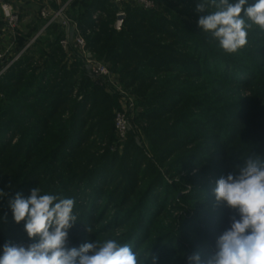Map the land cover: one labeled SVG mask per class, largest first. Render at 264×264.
Returning <instances> with one entry per match:
<instances>
[{"label":"trees","instance_id":"obj_1","mask_svg":"<svg viewBox=\"0 0 264 264\" xmlns=\"http://www.w3.org/2000/svg\"><path fill=\"white\" fill-rule=\"evenodd\" d=\"M155 1L126 5L120 29L110 0H70L67 9L89 52L137 97L147 146L129 131L121 153L120 94L67 60L63 28H44L39 16L17 33L21 54L0 76V255L6 243L38 241L10 207L34 188L74 199L68 247L114 239L145 264L206 257L230 226L234 213L214 189L249 153L264 155V31L253 26L246 46L225 53L198 26L201 0Z\"/></svg>","mask_w":264,"mask_h":264},{"label":"clouds","instance_id":"obj_2","mask_svg":"<svg viewBox=\"0 0 264 264\" xmlns=\"http://www.w3.org/2000/svg\"><path fill=\"white\" fill-rule=\"evenodd\" d=\"M247 3L201 0L196 6L197 12L207 13L199 17L198 26L225 53L246 46L253 26L264 31V0L245 7ZM244 161L237 171L220 177L214 189L216 202L234 213L230 226L216 238L206 257L193 254L189 264H264V155L251 152ZM74 204L73 198L40 194L39 188L32 189L27 198L16 193L10 201L14 220L17 224L26 221L28 237H38V241L27 246L6 243L0 264H145L130 245L114 239L68 247L69 230L77 220ZM152 259L156 264V258Z\"/></svg>","mask_w":264,"mask_h":264},{"label":"built area","instance_id":"obj_3","mask_svg":"<svg viewBox=\"0 0 264 264\" xmlns=\"http://www.w3.org/2000/svg\"><path fill=\"white\" fill-rule=\"evenodd\" d=\"M115 6L119 7L124 5L127 0H110ZM67 4H63L58 7H51L46 4L42 6L40 11V17L45 20L44 28L53 23H58L64 30L65 35L61 39L60 44L63 50L66 52L68 58L73 57L75 54L79 58H83L85 68L89 74V76L95 81L106 82L108 85L115 91L113 87L117 88L116 79H113L111 76V72L109 67L95 58L91 52H89L87 48V42L82 32L78 28L77 22L74 20H70L67 17ZM131 5L137 6L143 9H152L154 7V3L152 0H131ZM125 14L122 9L117 12V16ZM100 14H93V20L97 21ZM6 21L11 29H16L18 24V15L17 14H8L6 17ZM21 53H19L15 58H18ZM4 58V54L0 52V63ZM13 60V61H14ZM12 61V62H13ZM11 63L6 65L4 68H0V76L5 72V70L9 67ZM118 89V88H117ZM126 99V98H125ZM123 98V100H125ZM130 100V99H129ZM131 101V100H130ZM127 102L132 105V102ZM114 127L116 132L119 135L126 134L130 129L129 119L127 118V113L124 111H120L116 113L114 119Z\"/></svg>","mask_w":264,"mask_h":264},{"label":"rangeland","instance_id":"obj_4","mask_svg":"<svg viewBox=\"0 0 264 264\" xmlns=\"http://www.w3.org/2000/svg\"><path fill=\"white\" fill-rule=\"evenodd\" d=\"M22 0H20V1H17V0H5V2H7V3H9V4H11V6H12V9L13 10H11V11H9V13H7V12H3L2 11V9H1V7H0V15L2 14V13H7V15L8 14H12V13H14V14H17L18 15V19H19V21H18V24H17V26H16V28H18V26H19V24H20V17H21V15H27L28 17L29 16H32L31 18H35V20H36V18H37V15L38 16H40V11H41V9H42V7L41 8H39V7H37L38 6V4H36V7H35V4H34V2H33V0H23V2H26L25 4H24V7H23V9H21V7L19 8L18 6L19 5H21V4H23L22 2H21ZM153 1V3H154V7L152 8V9H156L157 7L159 8V5L156 3V1L155 0H152ZM69 2L70 1H68V2H64L63 4H66V3H68L67 4V7H68V5H69ZM63 4H61V5H63ZM131 4V0H127V2L124 4V5H121V6H119V7H117V6H115L116 8H117V12H119V10L120 9H122L123 11H125V6L126 5H130ZM46 5V4H45ZM48 5H50L51 7H56V6H52L51 4H48ZM60 5V6H61ZM17 7V8H16ZM30 8H35L34 9V11H36V13L35 12H31V11H29L30 10ZM20 16V17H19ZM67 17L70 19V20H74L73 18H71L69 15H68V13H67ZM30 18V17H29ZM34 20V19H33ZM75 21V20H74ZM117 21V20H116ZM24 22H26V21H24ZM76 22V21H75ZM6 24H7V27L9 28V29H11L10 27H9V25H8V23H7V21H6ZM22 24H25V23H22ZM25 26V25H24ZM23 25L21 26L22 27V29L24 30V31H27V27L25 26L24 27ZM17 36V35H16ZM1 52V51H0ZM1 53H3V52H1ZM19 53H21V52H19V50L18 51H14L13 53H12V56L11 57H9L8 55H6L5 53H3L4 54V58H3V60H2V62L0 63V68H4L6 65H8L9 63H12V61L14 60V58L19 54ZM74 59H79L80 60V62H82V67L84 68V70L86 71V76L87 77H90L89 76V74H88V72H87V70H86V68H85V64H84V61H83V58L81 57V58H79V57H77L76 56V54L73 56V57H70V58H68V56H67V60L70 62H72V61H74ZM111 72V71H110ZM111 76L113 77V79H116V84H117V88L116 87H113L114 89H116L117 90V92L120 94V96H119V108H117V110H116V112H120V111H124L125 110V113H127V118L129 119V123H130V129H129V131L131 132H134V134H135V136H136V141H137V143L139 144V145H141V146H147V141H146V138L144 137V135L142 134V132H141V128H140V126H138L136 123H135V121H134V118H135V116H136V114L138 113V111L140 110L138 107H137V102H136V99H137V97H136V95L135 94H133L132 92H131V90H129V89H127V88H125L120 82L118 83V75H116L115 73L113 74L112 72H111ZM94 82H96L95 80H93ZM112 93H113V91H112ZM123 98L125 99V100H123ZM131 101H130V100ZM132 102V105H130V103H128L127 104V102ZM128 131V132H129ZM115 132H116V130H115ZM126 133V134H124V135H119L117 132H116V135H115V138H114V143H113V145H114V147L119 151V153H121L122 151H123V149H124V146H125V143H126V141H127V136H128V134L129 133ZM196 172H197V169L196 168H194V169H192L189 173H190V175H194V174H196ZM187 173V171H184V172H182V175H187L186 174ZM171 180V179H170ZM175 180H179V179H177V178H175ZM171 182H172V180H171ZM188 187H190V186H188ZM188 192V190H180V192H179V194L180 195H182V194H184V193H187Z\"/></svg>","mask_w":264,"mask_h":264},{"label":"crops","instance_id":"obj_5","mask_svg":"<svg viewBox=\"0 0 264 264\" xmlns=\"http://www.w3.org/2000/svg\"><path fill=\"white\" fill-rule=\"evenodd\" d=\"M17 1H20V0H17ZM68 1H70V0H33L35 7H36V4H38L37 7H39V8H41L45 4H51L52 6L58 7L61 4H63L64 2H68ZM21 2L23 4L19 5L18 7L19 8L21 7V9H23L24 4L26 2H23V0ZM0 7H1L3 12H7V13H9V11L13 10L11 4L5 2V0H0ZM34 9L35 8H30L29 11L36 13V11H34ZM7 13L6 14L2 13L0 15V51L5 53L9 57H11L12 53L14 51H18V44L16 42V35L19 31L23 30L21 26L22 25L27 26L35 18L34 17L31 18L32 16H29L30 17L29 18L27 15H21V17L19 16L21 22H20L18 28L9 29L7 27V24H6ZM37 17H39V16L37 15ZM24 21H26V22H24ZM22 23H25V24H22Z\"/></svg>","mask_w":264,"mask_h":264},{"label":"water","instance_id":"obj_6","mask_svg":"<svg viewBox=\"0 0 264 264\" xmlns=\"http://www.w3.org/2000/svg\"><path fill=\"white\" fill-rule=\"evenodd\" d=\"M124 17H125V14L119 15V16L117 17V21H116V23H115V27H116L117 29H120V28H121V25H122V22H123Z\"/></svg>","mask_w":264,"mask_h":264}]
</instances>
